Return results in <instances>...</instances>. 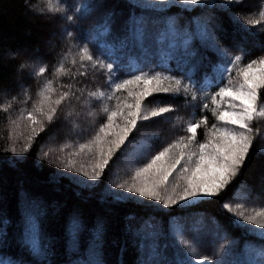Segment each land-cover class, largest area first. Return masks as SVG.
<instances>
[{
    "label": "snow or ice",
    "instance_id": "6c2138e0",
    "mask_svg": "<svg viewBox=\"0 0 264 264\" xmlns=\"http://www.w3.org/2000/svg\"><path fill=\"white\" fill-rule=\"evenodd\" d=\"M242 3L243 0H225V4L230 6H239ZM212 5L214 0H159V4L126 0L128 13L125 18L120 19L108 8L107 0H91L82 6L70 4L69 0H58L55 10L47 9L49 18H53V14L58 18L62 38L66 41H79L70 45L54 66L53 75L57 79L67 77L69 82L59 83L54 87L52 79L45 80L39 86L37 99L32 101L30 109L27 107L32 100L30 89L22 84L20 92L0 104V112L6 114L9 125L7 138L11 142L5 151L13 155L27 153L40 133L46 131L47 126L79 115L76 112L77 105L87 107L88 115L94 117L95 112L91 111L93 102H99L106 120L95 128L86 142H76L75 150L63 162V167L68 172H76L88 181H99L117 152H120L117 160L135 154L136 158L146 159V162L135 167L129 179L115 183V188L130 194L125 196L112 193L116 200L140 203L145 208L155 210H159L158 205H163L164 209H174L179 205V211L182 212L215 203L213 198L237 180L242 175V170L251 164L254 145L259 140H264V127L261 126V121L264 120V55L245 63L243 55L229 57L228 50L219 48L213 34L219 27V20L213 16L216 9L210 7ZM173 6L185 12H200L201 15L192 16L185 23L169 14L168 9ZM27 7L35 15H45V9H34L32 5ZM219 7L225 12L233 10L224 5ZM144 9L152 11H142ZM258 15L260 19H240L255 27L264 20V8ZM93 16H98V19L89 25ZM156 25H162L163 34L177 41L168 54L176 57L178 64L182 63L188 83L184 79L161 72L143 70H140V74H131V78L124 79L120 76L124 69L121 54L130 46L139 44L143 47ZM197 39L221 58L220 64H213L209 60L212 75L205 71L203 83L195 78L204 64L203 58L197 59L200 56L194 44ZM109 41L112 51H108ZM66 63L70 67H66ZM28 67V62L21 63L17 71L22 73ZM46 71L45 66L35 67L30 76L38 78L44 76ZM98 75L104 77V86L89 87V78L94 82ZM81 77L84 79L81 80ZM159 93L171 94L173 98L183 96L184 104L192 108L193 112L181 129L184 135L178 136L163 150L148 156V149L135 146L139 151L134 150L136 138L129 140V136L137 130L138 122L157 117L166 120L169 117L164 114L176 111L170 102L165 104L159 99L145 104L146 98ZM108 102L114 103L110 106ZM153 103L156 106L150 107ZM14 104L23 105L15 117L12 114ZM208 113L215 122L210 124ZM76 127L73 122L72 130ZM24 128L28 130L27 134L22 130ZM201 128L204 129L203 142L198 140V130ZM21 140L24 143L18 153L17 144ZM71 146L65 143L58 151L63 153ZM54 151L56 150L52 148H41V159H48ZM258 154L264 155V151ZM82 155L89 158L87 165L77 164L71 158ZM71 179L75 180L74 177ZM75 182L85 187H94L85 184L83 180ZM242 188L247 190L243 191L242 197L238 194L235 205L238 211H234L233 205L227 202L222 204V208L232 214L235 227L243 229L246 236L258 235L262 238L260 241L255 244L245 241L244 250L237 255L238 249L233 240L226 251L219 249L224 252V257L215 260L214 256L200 255L193 244L181 240V244L189 252L185 254L176 249L169 258L166 249L161 250L158 243L162 233L149 217L134 229V234L140 239L141 255L137 264H264V207L254 206L245 211L246 206L242 201L251 200L252 191L246 184ZM261 196L264 197V183ZM135 197L143 200L136 201ZM144 201H153L155 204H144ZM213 222L220 227L215 218ZM198 223H203L202 216ZM256 229L260 231L256 233ZM84 230L82 221L73 216L72 251H79L77 243ZM129 230H133L131 225ZM177 235L182 236L183 231H178ZM39 236L35 214L26 211L25 231L20 243L33 260H21L17 264H51V245L45 246ZM105 236L106 228L102 222H98L92 230L87 256L74 260L73 264H106ZM223 239L227 240L229 237L225 235ZM7 243L6 233H0V246ZM0 264L3 262L0 261ZM8 264L13 262L9 261Z\"/></svg>",
    "mask_w": 264,
    "mask_h": 264
},
{
    "label": "trees",
    "instance_id": "16d2710c",
    "mask_svg": "<svg viewBox=\"0 0 264 264\" xmlns=\"http://www.w3.org/2000/svg\"><path fill=\"white\" fill-rule=\"evenodd\" d=\"M69 2L82 6L91 0H69ZM57 4L58 0H0V104L11 95L20 92L22 84L30 89L32 100L27 105L30 109L32 101L37 99L39 86L45 80L52 79L54 87L59 83L69 82L67 77L57 79L53 75L54 66L66 49L79 41H66L58 37L60 22L54 14L53 18H49L50 14L47 12L48 8L55 10ZM27 5L34 6V9H45V15H35L33 11H29ZM220 5L233 10L225 12L219 7ZM107 6L120 19L125 18L128 13L126 0H107ZM210 7L216 9L213 16L219 20V27L213 31L216 44L219 48L228 50L229 57L243 55L246 63L264 55V20L260 25L252 27L240 19V17L260 19L258 13L264 8V0H243L239 6L226 5L225 0H217ZM168 12L185 23L188 18L201 15L200 12H185L175 6L168 9ZM96 19L98 16H93L89 25L95 23ZM174 43L177 41L163 34L162 25L154 26L143 47L139 44L135 47L130 46L121 54L124 69L120 76L124 79L131 78V74H140V70H143L161 72L177 79H184V82L188 83L182 63L178 64V59L168 54ZM194 44L200 53L197 59L204 60L195 78L203 83L205 71L212 75L209 60L213 64H220L221 58L210 47L205 48L198 39ZM108 51H112L110 41ZM24 62H28L29 67L22 73L18 72V66ZM39 66L46 67L45 75L32 78L30 73ZM65 66L70 67V64L66 63ZM98 86H104L102 75H98L94 82L89 78V87ZM156 99L165 104L170 102L176 111L164 114L169 117L166 120L157 117L150 121L138 122L137 130L129 136V140L136 138L133 146L135 151H139L135 146H140L148 149L149 155H153L156 150H163L178 136L184 135L181 129L193 112L192 108L184 104L183 96L173 98L171 94L159 93L148 97L145 104L148 105V101ZM108 103L111 106L114 102ZM93 105L91 111L95 112L94 117L88 115L87 107L77 105L76 112L79 115H74L67 121L61 119L56 124L47 126L46 131L35 139L32 148L23 155H13L5 151L11 143L7 138L9 125L6 114L0 112V233H6L8 239L7 244L0 246V261L3 264H8L9 261L17 264L21 260H33L20 243L25 231L26 211L33 212L36 216L40 230L39 239L45 246L51 245V264H73L74 260L86 257L92 230L98 222H102L106 228L104 245L106 264H137L141 255L140 239L134 234V229L149 217L156 224L157 230L162 233L158 243L161 250L166 249L169 258L178 249V239L182 236L191 241L200 255L214 256L215 260L222 244L235 240L239 242L238 252H242L245 241L255 244L262 239L253 234L246 236L243 229L235 227L232 223L234 217L222 208V204L227 202L235 206L238 202V194L242 197L243 191L247 190L242 188L246 184L250 186L252 199L242 201L245 206L247 207L248 201H253L250 207H264V197L262 202H257L253 197L257 184L264 179V155L258 154L264 151V141L259 140L254 145V158L251 164L242 170V175L237 177V180H234L219 196L213 198L215 203L183 212L179 211V205L174 209H164L163 205L157 206L159 210L145 208L140 203L118 201L111 194L130 195L115 188V183L129 179L134 168L142 166L146 159H138L133 154L117 160L120 156V152H117L99 181H86L85 177L76 172H68L63 167V162L75 150L76 142H86L95 128L106 120L99 102H93ZM149 106L154 107L156 104ZM20 107L23 105L14 104L13 117ZM207 115L210 124L215 122L210 113ZM73 122L77 125L74 131ZM22 130L27 134L26 128ZM203 131V128L198 131L200 139L203 138ZM149 134L155 136L146 145V136ZM23 143L24 141L21 140L17 144L18 153ZM65 143L72 146L66 148L63 153L59 152V147ZM41 148L44 150L52 148L56 151L50 154L48 159H41ZM71 158L77 164L89 163V158L83 155ZM72 177L94 187L78 184L71 179ZM134 200L139 201L136 198ZM144 204L152 205L155 202L144 201ZM73 216H77L85 225V230L78 239V252L71 250ZM201 216L202 224L198 223ZM213 218L218 221L220 227L213 222ZM129 225L132 226V231L129 230ZM180 230L183 231L182 236L175 233ZM225 235L229 239H223Z\"/></svg>",
    "mask_w": 264,
    "mask_h": 264
},
{
    "label": "rangeland",
    "instance_id": "374dc122",
    "mask_svg": "<svg viewBox=\"0 0 264 264\" xmlns=\"http://www.w3.org/2000/svg\"><path fill=\"white\" fill-rule=\"evenodd\" d=\"M216 1L217 0H214V4L216 3ZM143 2L144 3H148V4H159V0H143ZM213 6V5H212ZM147 10H151V9H146V11ZM152 11V10H151ZM58 37H60V38H62L61 37V35H59ZM155 95V94H154ZM147 99V98H146ZM261 126L262 127H264V120H262L261 121ZM202 129V128H201ZM74 130H76V129H74ZM73 130V131H74ZM199 131V130H198ZM154 134H149V135H147L146 136V145H147V143H148V141L150 140V139H153L154 138ZM200 134H199V132H198V140L200 141V142H203V140L205 139V137H204V131H203V138L202 139H200ZM262 141H264V140H262ZM158 151H160V150H156L155 152H154V154L155 153H157ZM153 154V155H154ZM147 155L148 156H150L149 154H148V152H147ZM174 176H175V173L173 174ZM170 180L172 179V177H170L169 178ZM84 180H86V181H88L87 179H84ZM262 183H264V179H262L261 180V182L259 183V184H257V188H256V191H255V189H254V198H255V200L257 201V202H262V200H263V197L261 196V189H262ZM137 200H143V198H139V197H135ZM251 204H253V201H248L247 202V207H245V211H249V210H251V208L252 207H250V205ZM233 210L234 211H238V209H236V207L235 206H233ZM247 227H249V228H254V226H252V225H247ZM176 230V229H175ZM260 230L259 229H256L255 230V232L256 233H258ZM178 231H176L175 233H177ZM254 236H258V235H255V234H253ZM178 239V238H177ZM181 240H184V241H186V242H188V243H190L191 241H189L188 239H186V238H184L183 236L181 237V239H178V244H177V246H178V249H180V251L181 252H184L185 254H187L188 252H189V249H187V248H185L182 244H181ZM233 241V240H232ZM235 243H236V247L238 246V243H237V241H235ZM116 244V241L114 242V245ZM192 244V243H191ZM231 246V241H229V242H227L226 244H222L221 245V247H220V249L221 248H223L225 251L229 248ZM237 249H238V247H237ZM196 251V250H195ZM197 252V251H196ZM197 253H199V252H197ZM218 254V255H217ZM239 254V252L237 253V255ZM203 255V254H202ZM216 255H217V260H220V259H222L223 257H224V252L223 251H218L217 253H216ZM232 258H235V257H232Z\"/></svg>",
    "mask_w": 264,
    "mask_h": 264
}]
</instances>
